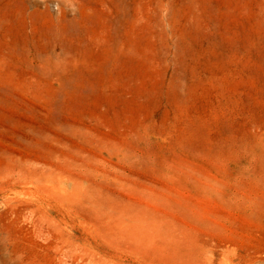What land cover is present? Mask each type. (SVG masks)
I'll use <instances>...</instances> for the list:
<instances>
[{"label":"rangeland","instance_id":"rangeland-1","mask_svg":"<svg viewBox=\"0 0 264 264\" xmlns=\"http://www.w3.org/2000/svg\"><path fill=\"white\" fill-rule=\"evenodd\" d=\"M0 264H264V0H0Z\"/></svg>","mask_w":264,"mask_h":264}]
</instances>
